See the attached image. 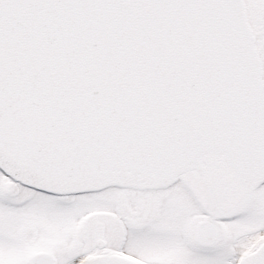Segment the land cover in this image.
<instances>
[{"label":"snow or ice","instance_id":"snow-or-ice-1","mask_svg":"<svg viewBox=\"0 0 264 264\" xmlns=\"http://www.w3.org/2000/svg\"><path fill=\"white\" fill-rule=\"evenodd\" d=\"M0 264H264V0H0Z\"/></svg>","mask_w":264,"mask_h":264}]
</instances>
